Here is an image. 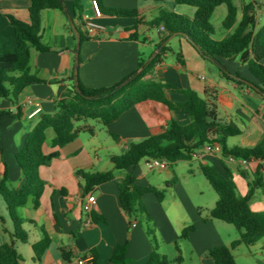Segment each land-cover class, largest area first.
<instances>
[{
    "label": "crops",
    "instance_id": "obj_1",
    "mask_svg": "<svg viewBox=\"0 0 264 264\" xmlns=\"http://www.w3.org/2000/svg\"><path fill=\"white\" fill-rule=\"evenodd\" d=\"M64 1V12L56 10L42 12V42L50 47L51 51L39 52L36 49L31 51V74L42 82L26 87L16 103L6 99L0 102L1 110L8 112L0 121V180L7 170L9 183L13 187L19 188L22 185V172L16 155L24 145L28 133L39 122L42 114L55 112L57 101L69 99L74 95L77 53L81 58L78 70L83 85L90 88L114 86L138 71L140 60H142V50L146 44H153V38L149 37L142 42L140 36L147 37L148 34L153 33L154 29H151L150 23L162 10L169 8L175 13L190 16L195 13L192 7L175 6L174 0H109L102 3L103 7L138 9L142 23L129 18L104 14L102 18L95 19L92 0H85L82 2L85 5H81L83 23L85 24L88 19H93L103 26L104 31L82 42L78 50L77 37L72 24L81 23L76 12L75 0ZM250 2H256L258 5V30L264 25V0H235L238 22L242 18L244 6ZM29 6L30 0H0V54L14 51L16 47L14 31L7 16L11 15L23 22H29ZM228 32L229 35L231 31ZM134 34L136 37L133 36ZM157 34L159 39L163 35L158 32ZM185 45L189 46L194 54L188 56ZM157 46L159 45L154 43V47ZM179 50L186 58L184 67L186 71L181 65L172 68L179 76V82L172 78L174 73L163 63L157 64L147 79L193 89L208 101L211 100V103H214L211 91L218 90V101L216 100L214 104L217 106L219 119L222 123L236 125L240 131L239 135L228 139V145L229 141L235 139V145H229L230 147L256 146L264 135V97L248 84H239L237 81L224 79L217 65L203 60L183 38L179 42L177 51ZM191 60L203 63L201 67L205 71L204 76L207 81H198L196 74L191 76L188 74L190 66L187 61ZM228 63H230V72L236 74L232 70L234 66H237V62H225L226 65ZM242 78L248 81L253 80V78L250 80L247 77ZM169 96L174 100H181L179 96ZM30 102L33 103L32 106ZM37 108H40V111L32 116ZM172 119L181 124L190 122L184 114L170 112L167 108L156 104L136 107L126 112L119 120L107 126L109 135L116 136V138L113 137L115 144L111 146V150L120 149L124 153L130 146L129 142L138 143L161 133ZM78 123L76 126L83 131L91 130L93 138L97 136L88 122L79 126ZM53 139L54 137L49 145L47 132L44 145L46 154L56 151L52 147ZM112 156L116 155H110L104 169L97 170V166L103 162L102 158L99 156L97 158L95 148L89 149L79 136L76 141L60 150V157L54 160L51 166L40 169V175L45 181V191L41 197L40 207L35 209L32 204H29L17 211L18 215L26 220L24 228L29 235L26 243L13 239L15 249L23 258V264H73L80 258L90 256L94 257L93 264H108L115 247L125 244H128L127 258L133 259V264L148 263L153 249L139 228V224L131 220L121 209L117 182L112 181L95 187L88 195H84V182L78 171H108L113 168ZM143 161H145L144 165H141V161L135 168L116 172L117 180L132 173L140 185L163 188V185L168 182L167 178L173 175V166L167 162L166 165L151 170L148 167L149 160ZM186 162L191 166L198 163L201 172V164L215 165L222 173H225V168H228L233 175L240 196L247 194L249 183L254 180V173L262 164L256 159L241 160L225 157L221 150L218 151L215 147L208 146L200 150L192 161ZM145 167L148 172L145 171ZM156 170L159 171L158 178L164 175L166 179L153 185L152 183L158 180L150 177V174ZM189 174L191 179L197 178L193 169H190ZM262 174L264 176V167ZM180 181L179 179L176 186L181 190V194L178 195V199L174 198L173 204L169 207L165 206L166 196L163 201H159L154 194H147L143 197V202L156 219V224L165 242L172 244L192 223L190 226H194L195 229L189 234L190 242L200 239L205 243V249L225 246L216 230L217 221L220 220L204 221L198 212L201 207L193 204L190 194L181 187ZM258 192H261L260 196L257 195ZM90 195L94 196L95 201L92 204V212L86 213L83 207ZM251 202V208L254 211H264V187L257 190ZM92 213L104 217L105 222L94 223ZM1 216L4 218V224L0 219V246L10 243L11 234L14 232L8 207L0 196ZM45 237L50 239V245L42 259L37 261L33 246ZM239 239L240 234L239 238L232 243ZM259 247L264 250V240L258 242L253 248ZM178 252L179 257L182 258L181 250Z\"/></svg>",
    "mask_w": 264,
    "mask_h": 264
},
{
    "label": "trees",
    "instance_id": "obj_2",
    "mask_svg": "<svg viewBox=\"0 0 264 264\" xmlns=\"http://www.w3.org/2000/svg\"><path fill=\"white\" fill-rule=\"evenodd\" d=\"M104 15L133 19L142 23L140 11L103 7V2L97 0ZM175 6H188L195 9L193 16L181 15L173 11L162 10L150 23L151 29L159 34L183 38L194 48L199 56L212 62L219 68L222 77L234 80L239 84H248L254 91L264 97V25L257 30L256 2H250L243 8V15L238 22V9L235 0H174ZM226 5L228 14L223 21V27L230 34L223 39L216 38V29L212 17L216 10ZM75 8L81 24H76L81 43L92 39L85 31L83 9L80 0H75ZM44 10L65 11L64 0H30L29 22H23L14 16H7L14 31L16 47L14 51L0 54V102L3 99L12 103L18 101L21 92L28 86L42 81L31 74V51L49 52L51 48L43 44L42 12ZM136 37V34L133 35ZM164 44V43H163ZM159 44L160 53L150 61L140 60L138 71L125 77L121 82L111 87L90 88L78 80L77 91L74 85V95L65 100L57 101L53 114H42L39 122L28 133L24 145L18 150L16 159L22 172L21 187L10 185L6 170L0 180V196L4 199L14 232L12 241L0 246V264H23V258L13 245V239L28 242L29 235L24 228L25 219L18 215V209L32 204L35 209L41 205V197L45 191V181L40 175L42 167H49L60 157V150L76 141L83 129L76 124L83 120H96L108 126L119 120L123 114L147 105H159L170 112H179L187 116L190 122L181 124L172 119L161 133L153 135L141 142L131 144L127 150L111 157L113 168L108 171L84 172L82 176L84 195H88L95 187L116 181L121 209L136 222L138 213L146 214L151 219L143 203V197L154 194L159 201L165 198V191L153 186H143L132 174H126L117 180L116 172L135 168L143 160H165L172 166L181 161H192L204 147H219L223 156L235 159H256L264 161V135L254 147L228 145V139L240 134L232 123H222L218 109L193 89L182 88L177 84L162 83L147 79L152 74L161 56L171 50L170 46ZM177 59L182 66L186 63L180 50ZM239 61L248 66L252 81H247L238 73L234 74L227 68L225 62ZM81 58L79 57V65ZM169 95L179 96L174 100ZM8 112L0 108L1 118ZM52 129L55 137L52 147L56 151L46 154L44 145L47 132ZM90 133L91 130H89ZM116 138L115 135H113ZM261 164L254 173V180L249 183L245 196L238 195L237 185L228 168L225 173L215 165L201 164L204 177L218 195L216 206L209 212L204 221L220 220L233 225L240 234V239L230 247L220 246L212 249L210 255L214 264H237L232 250L244 245L252 248L264 240V211L256 212L251 208V201L257 190L264 187V176ZM177 175L167 182V187L178 183ZM94 223L105 222V218L92 213ZM2 224L4 218L0 217ZM195 229L189 226L183 230L180 238L188 239ZM50 245V239L45 237L33 246L35 260L40 261ZM179 251L178 244L176 243ZM128 244L116 246L108 264H129L127 258ZM181 257L177 261L181 262ZM147 264H169L165 255L154 251Z\"/></svg>",
    "mask_w": 264,
    "mask_h": 264
},
{
    "label": "rangeland",
    "instance_id": "obj_3",
    "mask_svg": "<svg viewBox=\"0 0 264 264\" xmlns=\"http://www.w3.org/2000/svg\"><path fill=\"white\" fill-rule=\"evenodd\" d=\"M85 2V0H80L81 5H85V3L82 4V2ZM166 11H170L169 8L165 9ZM228 14V9L226 5H222L219 7L212 17V24L214 25L216 29V38L221 39L223 36L228 35V31L223 27V21L225 20L226 16ZM154 29L153 33L150 35L148 34L147 37L141 35L140 40L144 42L146 39L153 38V44H146L145 48L142 50V56L141 59L145 61H150L154 57H156L160 53V49L157 47H154V43L156 44H163L164 46H170L171 50L166 52L161 56L159 64H164L165 66H168L171 70V72L174 73L173 77L179 82V76L175 74L172 68L175 66H180V62L177 59V49L179 47V42L181 41L180 38L171 37L170 39L166 40V35L159 36L157 34L158 30ZM186 54L189 56L191 54H194L192 49L185 45ZM184 60H186L184 55ZM237 62V66H234L232 70L235 73H239L242 77H247V79H252V74L249 71V68L247 65L242 64L239 61ZM188 65L190 66V69L188 70V74L194 75L196 74V78L198 81H207L204 73L205 71L201 67L203 64L201 61H194L191 60L190 62L187 61ZM187 65V68H188ZM80 66V65H79ZM182 66V65H181ZM186 66V65H185ZM228 69L230 70V63L226 65ZM184 68V66H182ZM185 69V68H184ZM237 69V70H236ZM186 71V69L184 70ZM185 73V72H183ZM248 81V80H247ZM252 81V80H251ZM249 82V81H248ZM211 96L214 98L213 102L215 103L216 100L218 101V90H212ZM210 95V94H208ZM211 102V100H209ZM84 122H88L91 129H93L97 136L93 138L92 134L88 131H82L80 133V139L81 141L87 146L89 149H94L98 156L102 158V164L100 166H97V170H103L104 165L109 160L110 155H120L122 154V150L120 149H114L111 150V146L115 144V139L109 135L108 127L103 125L102 123L96 121V120H83L79 125H82ZM52 137H55V133L52 129L48 131V144L50 145V140ZM135 143V142H134ZM133 144V142H129V145ZM229 145H235V139L229 141ZM145 161L141 162V165H144ZM176 165H173V175L167 178L168 181H171L174 175H177V177L181 180V187L186 189V191L190 194L191 200L195 206L201 207L198 212L200 213V216L202 219H205L209 216V212L211 209H213L216 206V203L218 201V195L215 192V190L212 188L210 183L207 181V179L204 177L203 173L200 171L198 163H194L189 165L186 161L178 162ZM110 166H112L110 164ZM111 168V167H110ZM146 168V167H145ZM144 168V169H145ZM190 169H193L195 173L197 174L196 179H191L189 171ZM146 172L147 168L145 169ZM159 171H155L150 174V177L156 178L158 180L157 182H153V185H156V183H160V181H164L166 178L159 177L158 178ZM178 184V183H177ZM177 184H174L172 187H167V184L163 185V188L159 190L165 191L166 196V207H169L173 204L174 198L178 199V195L181 194V190L176 186ZM179 186V185H178ZM180 187V188H181ZM178 188V189H177ZM258 196L261 195V192L257 193ZM144 203V202H143ZM252 204V202H251ZM145 205V204H144ZM147 212L149 213L151 219H147L146 214L144 213H138L136 222L139 224V228L143 231L145 234L146 239L148 240L149 244L151 245L153 252L157 251L159 254L165 255L168 260L169 264H214L213 259L210 255V251L212 249H205V243L200 240H194L193 242H190L188 239L178 238L176 241H174L172 244H167L165 242V239L162 237L161 232L159 230V227L156 224V219H154L152 212L147 208L145 205ZM171 212V211H170ZM181 216V215H180ZM183 217V215H182ZM172 219L174 220L173 213H172ZM192 225L189 224V226ZM217 233L220 237L221 242L227 246L230 247L231 243L239 238V234L237 229L225 222L217 221V227H216ZM181 236V234H180ZM176 243L178 244L179 250L182 252V259L183 261L179 262L177 261V258L179 257V252L176 250ZM251 252V254L249 253ZM232 253L237 261L238 264H264V250H262L261 247L259 248H247L244 245L239 246V248H235L232 250ZM130 263L133 264L134 260L129 259Z\"/></svg>",
    "mask_w": 264,
    "mask_h": 264
},
{
    "label": "built area",
    "instance_id": "obj_4",
    "mask_svg": "<svg viewBox=\"0 0 264 264\" xmlns=\"http://www.w3.org/2000/svg\"><path fill=\"white\" fill-rule=\"evenodd\" d=\"M92 8L94 12V18L99 19L103 17V12L100 7V4L98 3L97 0H92ZM85 31L90 37H96L99 35L102 31H104L103 26L98 24L96 21L93 19H88L85 23ZM31 106L33 105L32 102L29 103ZM40 111V108H37L33 113L32 116L37 114ZM216 150H220L218 146L215 147ZM262 164L264 163L263 160H259ZM167 164V161L165 160H158V159H153L148 162V167L149 169L153 170L155 168H159L161 166H164ZM95 198L93 195L88 196L87 201L84 204V211L86 213H91L92 212V204L94 203ZM94 263V257L90 256L87 258H80L76 260L73 264H93Z\"/></svg>",
    "mask_w": 264,
    "mask_h": 264
},
{
    "label": "water",
    "instance_id": "obj_5",
    "mask_svg": "<svg viewBox=\"0 0 264 264\" xmlns=\"http://www.w3.org/2000/svg\"><path fill=\"white\" fill-rule=\"evenodd\" d=\"M72 26H73V29H74V31H75L76 37H77L78 50H80V45H81L80 35H79V33L77 32L75 25L72 24ZM76 57H77V59H76V69H75V73H74V74H75L74 81H75V84H76V86H77V85H78V80H79V70H78V67H79V53H77ZM76 89H77L78 92H80V89L78 88V86H77Z\"/></svg>",
    "mask_w": 264,
    "mask_h": 264
}]
</instances>
